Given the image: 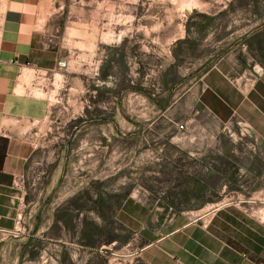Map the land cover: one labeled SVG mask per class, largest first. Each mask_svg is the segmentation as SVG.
I'll return each instance as SVG.
<instances>
[{
  "label": "rangeland",
  "instance_id": "rangeland-1",
  "mask_svg": "<svg viewBox=\"0 0 264 264\" xmlns=\"http://www.w3.org/2000/svg\"><path fill=\"white\" fill-rule=\"evenodd\" d=\"M8 8L30 14L58 65L23 70L18 92L51 109L31 125L43 129L31 205L0 232V264H145L118 215L127 197L150 217H206L212 209L167 207L187 195L179 182L198 169L193 155L221 167L232 154L238 170L257 153L202 110L196 87L235 60L264 73V0H0V24Z\"/></svg>",
  "mask_w": 264,
  "mask_h": 264
},
{
  "label": "crops",
  "instance_id": "crops-1",
  "mask_svg": "<svg viewBox=\"0 0 264 264\" xmlns=\"http://www.w3.org/2000/svg\"><path fill=\"white\" fill-rule=\"evenodd\" d=\"M32 20L24 9L8 8L0 24L2 233L13 232L31 205L25 182L31 161L42 153L43 129L31 130L51 109L48 102H33L18 92L28 75L23 70L48 72L58 65L57 54L43 43ZM225 60L222 57L218 64ZM243 63L235 60L224 69L214 66L206 71L196 87L197 101L224 129L237 113L252 128L254 135L246 141L257 153L247 155L238 170L232 154L222 156L221 167L211 155H193L198 169L185 172L179 182L187 195L167 207L212 209L206 217L191 218L188 212L150 217L149 207L127 197L118 215L141 241L139 257L145 264H264V73L248 72ZM234 144H239L237 137L230 140L231 148ZM223 194L226 198L218 201Z\"/></svg>",
  "mask_w": 264,
  "mask_h": 264
},
{
  "label": "built area",
  "instance_id": "built-area-1",
  "mask_svg": "<svg viewBox=\"0 0 264 264\" xmlns=\"http://www.w3.org/2000/svg\"><path fill=\"white\" fill-rule=\"evenodd\" d=\"M234 127L238 128V134L241 137L252 138L254 135V132L250 127V125H248L237 113L233 114V118L231 119V121L229 122L226 128L228 129L231 135L233 134L232 136L237 135L236 132L232 133V129Z\"/></svg>",
  "mask_w": 264,
  "mask_h": 264
}]
</instances>
